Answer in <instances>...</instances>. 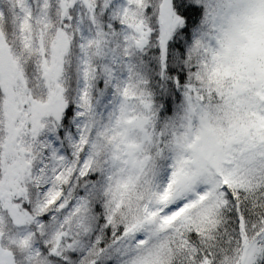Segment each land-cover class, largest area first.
I'll list each match as a JSON object with an SVG mask.
<instances>
[{"label": "snow or ice", "instance_id": "obj_1", "mask_svg": "<svg viewBox=\"0 0 264 264\" xmlns=\"http://www.w3.org/2000/svg\"><path fill=\"white\" fill-rule=\"evenodd\" d=\"M0 264H264V0H0Z\"/></svg>", "mask_w": 264, "mask_h": 264}]
</instances>
